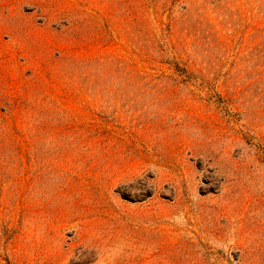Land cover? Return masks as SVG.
Wrapping results in <instances>:
<instances>
[{"label": "rangeland", "instance_id": "374dc122", "mask_svg": "<svg viewBox=\"0 0 264 264\" xmlns=\"http://www.w3.org/2000/svg\"><path fill=\"white\" fill-rule=\"evenodd\" d=\"M0 264H264V0H0Z\"/></svg>", "mask_w": 264, "mask_h": 264}]
</instances>
